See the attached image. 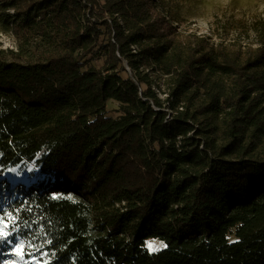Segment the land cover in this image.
I'll list each match as a JSON object with an SVG mask.
<instances>
[{
  "label": "trees",
  "instance_id": "1",
  "mask_svg": "<svg viewBox=\"0 0 264 264\" xmlns=\"http://www.w3.org/2000/svg\"><path fill=\"white\" fill-rule=\"evenodd\" d=\"M162 1L0 0V166L47 179L5 212L46 264H264V44Z\"/></svg>",
  "mask_w": 264,
  "mask_h": 264
},
{
  "label": "rangeland",
  "instance_id": "2",
  "mask_svg": "<svg viewBox=\"0 0 264 264\" xmlns=\"http://www.w3.org/2000/svg\"><path fill=\"white\" fill-rule=\"evenodd\" d=\"M162 3L180 34H196L215 44L232 47L256 48L264 44V0H163ZM15 47L13 39L0 31V51ZM115 105L110 103L109 109ZM43 154L38 155V160ZM39 183L46 184L47 179L37 161L12 170H3L0 166V221H3L0 228L9 233L6 240H0V264H46L39 250L28 249L24 238L9 230L12 218H7L5 212L10 203ZM21 242L24 244L22 256L15 252ZM149 243L158 249L162 247L156 241Z\"/></svg>",
  "mask_w": 264,
  "mask_h": 264
},
{
  "label": "snow or ice",
  "instance_id": "3",
  "mask_svg": "<svg viewBox=\"0 0 264 264\" xmlns=\"http://www.w3.org/2000/svg\"><path fill=\"white\" fill-rule=\"evenodd\" d=\"M9 217H11V214L9 213ZM0 223H3V221H0ZM5 227H7V225H5ZM9 233H7L6 231H4L2 228H0V240H6L8 238ZM166 247V245H165ZM147 248L149 249V251L151 252H155L158 251L159 249L154 247V245L152 243L147 244ZM23 250H24V244L23 242H21L18 246L17 249L15 250L17 255H23Z\"/></svg>",
  "mask_w": 264,
  "mask_h": 264
},
{
  "label": "bare ground",
  "instance_id": "4",
  "mask_svg": "<svg viewBox=\"0 0 264 264\" xmlns=\"http://www.w3.org/2000/svg\"><path fill=\"white\" fill-rule=\"evenodd\" d=\"M3 179H6V178H3ZM14 184H16V183H14Z\"/></svg>",
  "mask_w": 264,
  "mask_h": 264
}]
</instances>
